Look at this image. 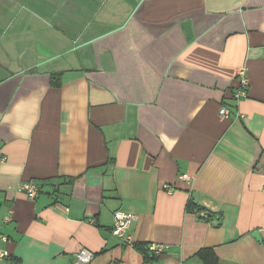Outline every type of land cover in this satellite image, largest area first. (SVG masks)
I'll list each match as a JSON object with an SVG mask.
<instances>
[{
  "label": "crops",
  "instance_id": "crops-1",
  "mask_svg": "<svg viewBox=\"0 0 264 264\" xmlns=\"http://www.w3.org/2000/svg\"><path fill=\"white\" fill-rule=\"evenodd\" d=\"M0 156L3 264H264V0H0Z\"/></svg>",
  "mask_w": 264,
  "mask_h": 264
},
{
  "label": "built area",
  "instance_id": "built-area-1",
  "mask_svg": "<svg viewBox=\"0 0 264 264\" xmlns=\"http://www.w3.org/2000/svg\"><path fill=\"white\" fill-rule=\"evenodd\" d=\"M238 76L241 81V86L242 89H240L237 94L234 96L235 100L240 101L242 99L247 98L248 96V91L246 90L249 80L247 77V69L246 68H241L238 70ZM220 117L221 118H226L229 116V110L227 107H221L220 109ZM0 156V161H2ZM182 181H189L188 177H181L180 178ZM22 192H25L31 200H34L38 197L39 194V189L37 185L34 182H29L24 184L23 186L20 187ZM169 194H173L174 190L171 188L169 185H164L163 187ZM264 191V189H263ZM135 217L121 212L117 211L114 214V226H113V234L121 239L124 242H127L129 244H132V237L130 235V229L132 226V223L135 221ZM2 240L4 241L5 238L3 237ZM167 249V246L165 245H150L149 246V251L153 254L155 257H159L162 254L165 253ZM9 257V252L7 250L0 249V264H3V262L6 260V258ZM94 259V254L90 252L89 250L86 249H81L75 257V264H90ZM12 264H20L18 262L12 263Z\"/></svg>",
  "mask_w": 264,
  "mask_h": 264
},
{
  "label": "trees",
  "instance_id": "trees-1",
  "mask_svg": "<svg viewBox=\"0 0 264 264\" xmlns=\"http://www.w3.org/2000/svg\"><path fill=\"white\" fill-rule=\"evenodd\" d=\"M197 207V205H194V203H190V209L192 210V209H195ZM149 245H145L144 246V249H146L147 251L149 250V247H148ZM146 247V248H145ZM200 254L201 255H211V257H213L212 259H214V264H216V258H215V255H214V253H213V251H211V250H202L201 252H200ZM148 257H149V261L148 262H150V261H152L153 259L149 256V254L147 255Z\"/></svg>",
  "mask_w": 264,
  "mask_h": 264
},
{
  "label": "water",
  "instance_id": "water-1",
  "mask_svg": "<svg viewBox=\"0 0 264 264\" xmlns=\"http://www.w3.org/2000/svg\"><path fill=\"white\" fill-rule=\"evenodd\" d=\"M193 200H194V203L197 204L198 203V200H199V195L198 193H194L193 194ZM253 236L258 240L260 241V233L258 231L254 232L253 233Z\"/></svg>",
  "mask_w": 264,
  "mask_h": 264
}]
</instances>
